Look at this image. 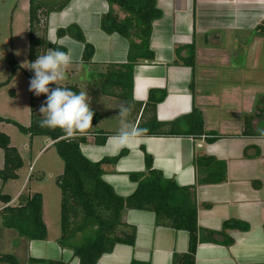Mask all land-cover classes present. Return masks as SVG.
I'll use <instances>...</instances> for the list:
<instances>
[{
    "label": "crops",
    "instance_id": "0c3cea01",
    "mask_svg": "<svg viewBox=\"0 0 264 264\" xmlns=\"http://www.w3.org/2000/svg\"><path fill=\"white\" fill-rule=\"evenodd\" d=\"M157 7L161 16L153 22L150 40L156 58L134 68V99L146 104L152 90L166 91V98L156 107L158 121L171 122L197 108L203 113L205 130L225 138L208 143L205 137L141 136L122 147L115 139L119 130L104 127L111 124V118H120L118 100L96 91L98 75L107 66L127 64L129 42L119 34L102 31V17L110 9L105 0H72L62 12L50 14L47 38L71 56L67 79L60 86H77L86 92L95 113L91 129L82 135L87 138L82 153L88 160L100 162L127 152L116 165H104V181L121 197L135 192L137 184L130 174L146 171L148 154L154 169L165 178L181 187H196L201 229L221 231L232 219L249 225L248 232L227 231L234 240L231 246L200 242L195 264H264V138L242 135L245 116L264 111V37L255 34L264 23V0H157ZM72 25L94 47L89 66L83 63L82 43L58 37L60 29ZM191 45L196 51L195 66L174 64L176 48ZM140 117H136V125ZM252 125L255 130L263 128L264 112ZM109 133L112 135L103 145L96 143ZM45 143L53 145L51 140ZM196 155L225 162L226 182L198 185ZM21 195L11 196V205L18 204ZM0 204L1 211L6 205ZM123 219L136 229L135 244H117L97 264H172L175 254L188 253V232L157 226L153 212L128 209ZM44 222L46 225L45 218ZM58 239L52 241L48 232L47 240L30 241L3 227L0 218V256H13L19 264H79L73 251L62 247Z\"/></svg>",
    "mask_w": 264,
    "mask_h": 264
},
{
    "label": "trees",
    "instance_id": "16d2710c",
    "mask_svg": "<svg viewBox=\"0 0 264 264\" xmlns=\"http://www.w3.org/2000/svg\"><path fill=\"white\" fill-rule=\"evenodd\" d=\"M1 1V0H0ZM20 0H17L16 6ZM72 0H29V58L30 62L44 55L49 48L66 52L58 45L48 41L47 29L50 14L62 12ZM109 12L102 17L101 29L106 34H119L129 42L128 62L124 66H107L106 72L98 75V90L104 96L118 100L116 110L121 106L133 105L129 119L134 123L141 114L137 124L148 129L143 136L150 137H190L200 139L205 137L208 143L225 138L217 133L207 132L204 116L201 110L195 108L185 116L171 122H160L156 117V107L166 96V91L152 90L148 102H137L133 96L134 68L141 62L152 63L155 54L150 48L153 33V22L161 16L157 0H105ZM118 8V11L116 10ZM124 17H120V13ZM255 34L264 37V23L255 29ZM71 37L84 45L83 63L89 66L94 57V47L89 44L83 31L76 25L60 29L58 37ZM187 55H184V53ZM176 65L195 66V46L176 48ZM10 76L5 83L0 84V90L9 85L16 72L21 68L14 53L5 57ZM34 75L29 69L28 81ZM56 87V85H50ZM75 92L81 90L77 86H67ZM46 99L45 95L36 96L30 92L31 123L25 127L18 122L0 117L1 123L15 125L19 131L31 138L44 137L53 142L59 157L64 163V171L57 178L61 191V237L62 247L70 248L78 258L79 264H97L100 258L111 252L117 244L133 246L136 241V229L128 225L123 215L126 210L150 211L155 214L156 225L186 231L189 234V251L186 254H175L172 264H195L196 252L200 242L221 243L226 246L234 244L227 231L239 230L248 232V224L240 220H228L221 231H209L199 227L196 187H181L174 180L167 179L154 169V161L146 155V171L130 174V179L137 184L135 192L128 197L119 196L115 190L104 181V165H116L126 154L103 159L100 162L88 160L81 150V145L87 138L80 134L73 139H66L61 129L41 128L39 102ZM244 118V137H261L258 129L253 128V120L262 117L263 112ZM108 135L98 139L96 143L104 144ZM262 138V137H261ZM0 148L4 152V167L0 170V179L5 186L9 181L19 178L18 172L24 166V160L19 150L12 146L8 135L0 132ZM194 166L197 172L198 185L222 184L227 180V165L215 157L196 155ZM12 197L0 192V202L6 207L0 211L3 227L14 230L20 237L30 241H45L48 230L44 222L43 197L36 193L32 196L21 195L16 205H11ZM79 234H84L81 244L74 245L73 240ZM3 264H19L10 255L0 256ZM35 262V260H31ZM38 262V261H37ZM49 264H60L48 262ZM131 264H142L133 261Z\"/></svg>",
    "mask_w": 264,
    "mask_h": 264
},
{
    "label": "rangeland",
    "instance_id": "374dc122",
    "mask_svg": "<svg viewBox=\"0 0 264 264\" xmlns=\"http://www.w3.org/2000/svg\"><path fill=\"white\" fill-rule=\"evenodd\" d=\"M16 2L17 0L0 1V84L5 83L11 73L5 60L7 54L14 53L21 66L9 85L0 90V117L14 120L28 127L31 123L27 76L30 65L25 62H30L29 2L28 0L19 2V8L14 13ZM17 52L19 55L16 54ZM104 127L111 131H118L120 118H111V124ZM0 132L10 137L12 146L19 150L24 160V166L18 172V179L9 181L5 186L0 179V192L10 196L18 193L25 196L41 194L44 199V218L50 239L54 241L60 238L61 191L56 181L64 171L63 161L52 145L47 146L46 138H31L22 134L15 125L8 123L0 124ZM3 166L4 152L0 148V170ZM83 238L84 234L77 235L73 244H81Z\"/></svg>",
    "mask_w": 264,
    "mask_h": 264
},
{
    "label": "clouds",
    "instance_id": "9594fccd",
    "mask_svg": "<svg viewBox=\"0 0 264 264\" xmlns=\"http://www.w3.org/2000/svg\"><path fill=\"white\" fill-rule=\"evenodd\" d=\"M16 54L19 55V52ZM71 62L68 53L52 48H49L44 55H38L35 61L25 62L34 72L29 80V91L36 96L42 94L46 96L39 108L42 117L38 122L39 126L52 130L59 128L66 139H73L77 134H86L93 125L95 115L86 92L77 93L59 84L60 81L67 79V69ZM53 84L56 87H50ZM133 107L131 104L121 106L118 111L120 129L115 139L122 147L148 132V129L140 128L129 119ZM257 131L264 138V129Z\"/></svg>",
    "mask_w": 264,
    "mask_h": 264
}]
</instances>
